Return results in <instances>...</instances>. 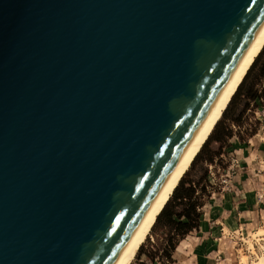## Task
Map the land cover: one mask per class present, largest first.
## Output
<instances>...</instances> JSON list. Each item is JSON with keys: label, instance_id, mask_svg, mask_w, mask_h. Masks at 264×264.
<instances>
[{"label": "water", "instance_id": "water-1", "mask_svg": "<svg viewBox=\"0 0 264 264\" xmlns=\"http://www.w3.org/2000/svg\"><path fill=\"white\" fill-rule=\"evenodd\" d=\"M264 21V0H0V264H114Z\"/></svg>", "mask_w": 264, "mask_h": 264}, {"label": "crops", "instance_id": "crops-1", "mask_svg": "<svg viewBox=\"0 0 264 264\" xmlns=\"http://www.w3.org/2000/svg\"><path fill=\"white\" fill-rule=\"evenodd\" d=\"M263 86L264 80L259 88ZM263 107L258 114L264 117ZM260 118L249 136L235 134L230 138L226 146V160L231 161L227 186L220 193L209 191L199 208L197 227L175 241L166 264H235L232 232L264 222V119ZM213 141L219 142L217 138Z\"/></svg>", "mask_w": 264, "mask_h": 264}, {"label": "rangeland", "instance_id": "rangeland-1", "mask_svg": "<svg viewBox=\"0 0 264 264\" xmlns=\"http://www.w3.org/2000/svg\"><path fill=\"white\" fill-rule=\"evenodd\" d=\"M263 61L264 47L262 48L258 57H256L254 66H252L250 72H248L247 76L245 77L239 92H236L231 99V104L225 116H221L220 120L217 122L213 131L209 135L207 141L193 160L191 166L180 180L183 181V184L188 181H200V186L198 188L201 186L205 187L204 192H201V190L198 189V195H200L199 200L201 202L203 199L207 198V195L210 192L212 194L220 193L223 188L227 186V175L230 173V171L229 173L227 171V166L231 163V161L227 162L226 160V146L229 144L230 138L235 134L240 135L242 138H246L250 135L251 131L257 127L258 122L260 121L258 119L259 116L261 117V120L264 119L263 116L258 114L261 110L260 108L262 107V104H264V101L262 102L259 100L256 102L257 106H254V102L251 103L248 111L243 114L237 123L231 125V122L229 121L231 120V117L237 115L242 105L245 103L242 94L246 93L247 89L251 86L250 84L254 80V75ZM215 138H220V141L215 143L213 141ZM212 154L215 157L213 163H206L205 159L210 157ZM172 198L173 193L168 202H170ZM164 222V218L160 219L158 222L155 221L151 232L147 236L145 242L140 246L131 264H166L168 257L165 254L168 250H170V245L173 246L179 236L175 234L176 230L173 226H167ZM261 226H264V222L260 225L254 226L253 228L240 229L237 231L234 230L232 232V235H234L236 241L235 250L233 251L232 256L235 257V264H239L238 258L240 252L248 255L249 264L250 261L254 259V254L250 253L249 249H247V243L242 241L240 236L241 233L248 236L247 234ZM224 230L227 234V229L225 228ZM247 239H251L257 252H259L260 244L264 245V239L256 241L255 239L250 238V236Z\"/></svg>", "mask_w": 264, "mask_h": 264}, {"label": "bare ground", "instance_id": "bare-ground-1", "mask_svg": "<svg viewBox=\"0 0 264 264\" xmlns=\"http://www.w3.org/2000/svg\"><path fill=\"white\" fill-rule=\"evenodd\" d=\"M263 47L264 21L114 264L132 263L140 246L151 232L157 216L220 120L224 110ZM247 235L241 233L240 239L247 243V249L255 256L250 264H264V245L260 244L259 252H257L251 239H247L249 236L256 241L264 239V226L257 227ZM238 260L239 264H249L248 255L245 253L240 252Z\"/></svg>", "mask_w": 264, "mask_h": 264}, {"label": "trees", "instance_id": "trees-1", "mask_svg": "<svg viewBox=\"0 0 264 264\" xmlns=\"http://www.w3.org/2000/svg\"><path fill=\"white\" fill-rule=\"evenodd\" d=\"M254 62L252 66H254ZM252 66L250 67L248 72H250ZM245 77L242 83L240 84V86L238 87L236 91L237 93L239 92V89L242 86L245 80ZM263 80H264V61L263 63H261L257 72L255 73L254 80L250 84L251 86L247 89L246 93L242 94L245 100V103L242 105L237 115L230 118L234 123H237L241 119L243 114L246 112V110L249 109V106L251 105L250 102H254L255 103L254 106H257V103H256L257 100L262 99V97L264 96V86L261 88H259V86L261 85V82ZM230 104H231V101L229 102L227 108L223 112L222 114L223 116H225L227 110L229 109ZM217 141H220V138H217ZM213 159H214V156L212 154L210 157L205 159V162L211 163L213 162ZM199 184H200V181L199 182L188 181V182H185V184H183V181H180V183L177 185V187L173 191L172 200L165 204L164 208L161 210L160 214L157 216L156 222L164 218L165 225L173 226L176 230L175 234H177V236L179 237L187 233L189 230L196 228L197 223H198L199 214H200L199 208L202 203L199 200L200 195L196 194V190L200 186ZM200 190L201 192H204L205 187L201 186ZM170 247L173 248V246L171 245ZM170 250H168L167 253L165 254L167 257H169Z\"/></svg>", "mask_w": 264, "mask_h": 264}]
</instances>
